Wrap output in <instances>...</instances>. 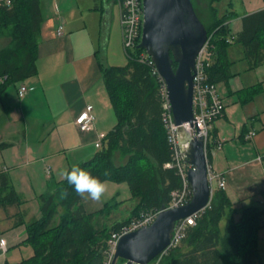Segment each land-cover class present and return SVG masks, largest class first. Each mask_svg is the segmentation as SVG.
Wrapping results in <instances>:
<instances>
[{
	"label": "crops",
	"instance_id": "0c3cea01",
	"mask_svg": "<svg viewBox=\"0 0 264 264\" xmlns=\"http://www.w3.org/2000/svg\"><path fill=\"white\" fill-rule=\"evenodd\" d=\"M40 1L45 21L37 73L0 90V175L9 177L23 201L19 207H0V240H7L6 250L0 247V264H19L34 255L26 243V224L14 227L13 216L21 211L27 223L40 218L31 200L38 199L41 209V196L50 194L73 165L98 155L105 141L101 140L98 148L99 136L107 137L117 122L102 69L120 66L124 46L119 0ZM263 9L264 2L227 23V39L234 38L226 52L229 78L216 82L226 108L211 133L215 153L210 155L209 164L225 177L224 191L238 211L237 220L243 208H264V162L258 160L264 157V64L251 68L245 47L237 40L244 17ZM62 21L65 33L58 36ZM8 42L0 39V49ZM21 85L29 90L24 97L19 94ZM87 106H93L95 122L93 129L82 131L76 120ZM252 132L255 136L248 139ZM115 184L120 185L107 181L98 201L87 193L80 194L87 214L101 211L116 199ZM215 188L220 190L217 184ZM131 198L132 194L121 202L126 204ZM259 249L260 264H264V219Z\"/></svg>",
	"mask_w": 264,
	"mask_h": 264
},
{
	"label": "trees",
	"instance_id": "16d2710c",
	"mask_svg": "<svg viewBox=\"0 0 264 264\" xmlns=\"http://www.w3.org/2000/svg\"><path fill=\"white\" fill-rule=\"evenodd\" d=\"M220 1L210 0L212 24L204 23L208 35L214 34L216 40L217 60L209 70L215 83L229 78L227 23L238 17L234 12L219 17L215 4ZM44 21L40 0H12V5L0 1V39L9 40L0 49V81L4 83L0 90L36 75ZM243 23L237 40L245 47L250 67L255 68L264 64V9L245 16ZM143 52L136 47L127 54V65L102 69L117 122L98 155L79 165L105 182L129 185L133 203L129 217L109 222L113 212L125 203L116 199L101 211L87 214L81 195L65 178L50 194L41 196L40 218L27 223L21 211L13 216L14 227L26 224V243L34 250L31 258L19 264H104L114 232L143 212L170 207L172 192L182 189L183 178L174 165V151L163 124L161 83L153 68L139 61ZM173 66L176 68L177 63ZM117 154L121 164L115 161ZM169 163L173 167L167 168ZM8 178L0 175V207H19L23 201ZM237 213L226 192L217 190L196 225L187 229L179 246L159 264H260L264 208H243L238 220ZM122 263L120 259L117 264Z\"/></svg>",
	"mask_w": 264,
	"mask_h": 264
},
{
	"label": "water",
	"instance_id": "95a60500",
	"mask_svg": "<svg viewBox=\"0 0 264 264\" xmlns=\"http://www.w3.org/2000/svg\"><path fill=\"white\" fill-rule=\"evenodd\" d=\"M143 5V34L138 48L146 51L165 80L174 121L179 126L182 157L194 167L188 172L193 198L184 206L162 209L153 225L123 236L112 264L120 259L124 260L122 264L151 263L169 248L176 223L205 210L212 200L203 138L192 139L184 128L194 120L195 68L208 30L192 0H143Z\"/></svg>",
	"mask_w": 264,
	"mask_h": 264
},
{
	"label": "built area",
	"instance_id": "2783aa9c",
	"mask_svg": "<svg viewBox=\"0 0 264 264\" xmlns=\"http://www.w3.org/2000/svg\"><path fill=\"white\" fill-rule=\"evenodd\" d=\"M7 5H12V0H3ZM121 9V26L123 35V46L126 53L133 52L136 47L138 48L142 40L143 25H144V5L143 0H119ZM65 33V22L62 21L57 28V35L62 36ZM234 38L227 39L228 43H231ZM214 40V34L208 35V39L201 49L196 63V71L194 76V120L192 123H185L184 128L189 137L192 139L203 138L206 156H210L215 153V149L210 148L211 133L214 128V124L221 119L225 114V104L221 98L218 90V86L210 79L209 70L213 67L216 59V44ZM139 61L148 64L153 68V74H155L159 82L161 83L160 93L162 96V108H163V124L168 135V141L172 145L174 151L175 166L178 168L183 181V187L181 190L172 192V202L170 207L165 208H177L184 206L190 202L189 198L193 197V190L188 180V172L194 169L193 165L187 164L181 153L178 131L179 126L175 124L172 106L168 96V90L163 77L160 76L155 63L151 57L144 51L139 56ZM29 92L28 88L21 85L19 88V94L24 97ZM95 122V115L93 114V106H87L76 120V124L82 131H88L93 129ZM255 132L248 135V139L253 138ZM106 139V135L101 134L97 142V147L102 146V141ZM221 147V143L217 144V149ZM258 160L264 162V157L259 156ZM167 168L173 167L172 163L167 164ZM208 179L213 186L214 183L218 185V188L224 190L226 187V179L222 174L216 173L209 164ZM204 211V210H203ZM197 212L184 220H180L176 223L174 231L172 233L171 243L160 256L153 260L149 264H159L161 259L168 254L170 250L179 246L181 241L185 238L187 229L195 226L201 213ZM161 211L158 212H143L141 216L129 224L123 226L120 230L114 232L108 241V247L106 250V260L104 264H112L120 239L132 232H135L144 227H149L157 221V217ZM5 239L0 240V247L6 250Z\"/></svg>",
	"mask_w": 264,
	"mask_h": 264
},
{
	"label": "rangeland",
	"instance_id": "374dc122",
	"mask_svg": "<svg viewBox=\"0 0 264 264\" xmlns=\"http://www.w3.org/2000/svg\"><path fill=\"white\" fill-rule=\"evenodd\" d=\"M192 2L200 20L203 21V23H205L206 26H210L212 24L210 0H192ZM263 2L264 0H221L220 2H217L215 6L217 8V13L219 17H223L227 13H233V12L236 13L238 17H242L246 13V11H250L252 9H256L257 7H260L263 4ZM126 57L127 56L125 53V49H123L119 55L118 65L125 66L126 63L128 62V58ZM210 148H214L211 145V143H210ZM209 157L210 156H206L208 167H209ZM115 161L116 163L121 164L118 156L115 157ZM215 185L216 183H214L213 186H211L210 184L211 187L210 191L212 192V197L214 193L217 191ZM106 187H108V185H106ZM113 188L115 189V191L116 189L118 191V194H116L117 201L127 200L131 197V190L127 183H122L119 185V187H117L115 184ZM30 203L33 207V210H35L38 217H40L42 215V211L41 209H39V205H40L39 200L33 198ZM132 207H133V203L131 202L123 204L118 210H115L113 212L112 216L109 219V222L112 224L116 221H123L127 219L129 217L131 210L133 209Z\"/></svg>",
	"mask_w": 264,
	"mask_h": 264
},
{
	"label": "clouds",
	"instance_id": "9594fccd",
	"mask_svg": "<svg viewBox=\"0 0 264 264\" xmlns=\"http://www.w3.org/2000/svg\"><path fill=\"white\" fill-rule=\"evenodd\" d=\"M65 176L78 194L87 193L92 200H100L105 192L106 182L79 165H73Z\"/></svg>",
	"mask_w": 264,
	"mask_h": 264
},
{
	"label": "bare ground",
	"instance_id": "6f19581e",
	"mask_svg": "<svg viewBox=\"0 0 264 264\" xmlns=\"http://www.w3.org/2000/svg\"><path fill=\"white\" fill-rule=\"evenodd\" d=\"M238 36V35H237Z\"/></svg>",
	"mask_w": 264,
	"mask_h": 264
}]
</instances>
